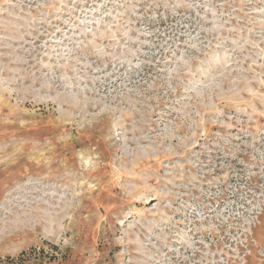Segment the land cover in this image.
Returning <instances> with one entry per match:
<instances>
[{"label":"rangeland","instance_id":"374dc122","mask_svg":"<svg viewBox=\"0 0 264 264\" xmlns=\"http://www.w3.org/2000/svg\"><path fill=\"white\" fill-rule=\"evenodd\" d=\"M0 264H264V0H0Z\"/></svg>","mask_w":264,"mask_h":264}]
</instances>
